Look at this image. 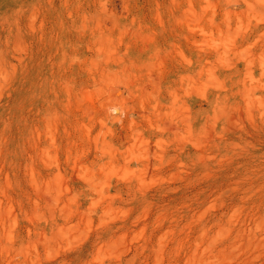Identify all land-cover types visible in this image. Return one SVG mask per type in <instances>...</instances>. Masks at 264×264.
<instances>
[{
    "label": "rangeland",
    "instance_id": "rangeland-1",
    "mask_svg": "<svg viewBox=\"0 0 264 264\" xmlns=\"http://www.w3.org/2000/svg\"><path fill=\"white\" fill-rule=\"evenodd\" d=\"M0 264H264V0H0Z\"/></svg>",
    "mask_w": 264,
    "mask_h": 264
},
{
    "label": "bare ground",
    "instance_id": "bare-ground-1",
    "mask_svg": "<svg viewBox=\"0 0 264 264\" xmlns=\"http://www.w3.org/2000/svg\"><path fill=\"white\" fill-rule=\"evenodd\" d=\"M192 18H193V17H192ZM187 23H188V22H187ZM189 23H190V22H189ZM189 23H188V24H189ZM194 24H195V23H194ZM191 28H192V27H191ZM192 29H193V28H192ZM196 71H197V70H196ZM198 71H199V70H198ZM196 73H197V72H196ZM184 75H185V74H184ZM197 75H198V74H197ZM180 76H181V75H180ZM185 76H186V75H185ZM188 76H189V75H188ZM198 76H199V75H198ZM183 77H184V76H183ZM186 78H187V77H186ZM193 78H194V77H193ZM196 78H197V80L199 79L198 77H196ZM182 80H183V79H182ZM193 80H194V79H193ZM188 81H189V79H187V82H188ZM187 82H186V83H187ZM114 89H115V88H114ZM113 91H114V90H113ZM121 91H122V90H121ZM121 91H120V93H121ZM115 92H116V91H115ZM117 92H118V90H117ZM120 93H118V94L120 95ZM119 95H118V96H119ZM116 96H117V95H116ZM116 109H117V107H116ZM118 112H119V111H118ZM118 112H117V113H118ZM120 112H121V111H120ZM112 116H113V115H112ZM120 116H121V115H120ZM115 117H116V116H114V118H115ZM117 117H118V116H117ZM117 117H116L115 119H117ZM118 119H119V118H118ZM180 120H181V119H180Z\"/></svg>",
    "mask_w": 264,
    "mask_h": 264
}]
</instances>
